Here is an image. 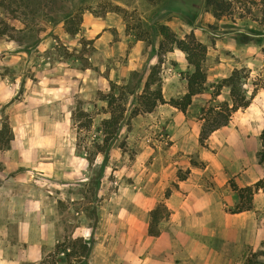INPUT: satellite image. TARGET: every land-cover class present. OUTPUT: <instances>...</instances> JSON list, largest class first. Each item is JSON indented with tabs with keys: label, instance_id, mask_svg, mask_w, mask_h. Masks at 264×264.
<instances>
[{
	"label": "rangeland",
	"instance_id": "1",
	"mask_svg": "<svg viewBox=\"0 0 264 264\" xmlns=\"http://www.w3.org/2000/svg\"><path fill=\"white\" fill-rule=\"evenodd\" d=\"M164 1L37 0L41 13L34 19L30 29H22V23L13 19L15 12L7 13L0 6V30L6 27L5 23L8 24L7 33L0 34V123L6 117L18 136L22 134L24 139L34 141L37 139L35 128L41 122L45 133L41 136V140L45 137L52 144L70 140L86 159L82 175L84 179L78 186L73 187L77 197L74 201L68 200L67 204L64 201H59L58 204L60 221L64 226L62 239L65 236L72 237L73 226L80 216L87 217L88 225L95 221L97 226L101 216L104 215L108 220V213H112L114 208L121 209L120 207L126 205V201H130L125 189L128 188L131 174L135 171V151L126 143L125 136L127 127L131 123L129 115L135 103L129 97L125 104L126 110L121 128L111 146L103 153L99 151L103 144L101 120L103 115L109 116V107L103 96L112 91L111 83L115 81L118 84L129 79L135 82L140 76L142 84L150 66L158 64V58L155 63H149V56H156L160 38L155 29L156 24H167L178 37H183L192 31L195 37L206 45L203 63L207 77L206 88L201 92L203 95L199 101L196 100L192 107L187 108V117L192 121L194 128L198 129L202 122L199 118L202 106L221 104L224 101L231 102L226 87L222 86L218 94H215V91L218 81L234 68H243L248 94L255 88L252 99L257 95V103L264 113V33H261L263 28L260 25L264 8L262 0H230L229 11L219 19L206 11L199 0L195 3L190 1L189 9L185 5L175 4L171 12L165 11ZM193 11L197 12L195 18L191 13ZM67 12L70 15L63 20V15ZM46 13L49 15L45 16ZM87 17L105 19V22L111 25L110 29L116 41L120 40L116 28L123 29L127 35L123 40V46L114 48L110 56L97 52L92 45L93 39L83 35L85 29L83 22ZM185 17L192 20V25L185 20ZM74 28L75 31H69ZM138 39L143 46L132 58L129 55L130 45ZM189 69L168 71L178 80H185ZM159 70L158 76L161 78L160 74H165L161 63ZM82 77L98 79L100 82L98 88L86 91L84 95L76 91L71 92L65 99L58 97L43 102L27 94L30 88L25 83L46 79L51 87L57 89L56 84L62 81L76 86L81 82ZM151 87H155V84ZM25 91L27 93H24ZM245 108L233 112L227 124H230V127L214 135L210 134L205 140L204 147L194 146L190 154L191 159L201 161L199 151L203 150L202 148L214 157H222L223 161L225 158L228 159L226 154L228 156L234 154L236 149L233 147V142H227L224 138H229V132L237 135L243 133L233 126L237 128L238 123L243 126L246 118L241 112ZM9 149H12L10 155L6 153L8 149L0 150V176L4 174L2 170L5 160L8 157H16L18 163H24L19 165L20 174L31 173V178L40 179L42 184L44 179L38 177L39 170L32 168V163L27 158L35 157L36 165L46 162H56L55 164L58 165V161L52 159L59 157L62 152L59 145L56 148H39L33 153L35 155L31 156L29 149L26 148L10 147ZM232 164L235 165L236 162L233 161ZM226 165L229 166L230 162L228 161ZM184 171L181 169V172ZM231 180L233 181L232 178ZM262 180L264 186V179ZM4 188L7 186L2 184L0 177V189ZM168 188L161 189L157 199H162V193L164 194ZM158 202L160 201L158 200L154 205ZM233 207L234 205L225 210H231ZM224 221L229 225L230 230L228 239L220 241L224 256L207 252L204 254V259L179 258L178 264H243L245 255L258 243L254 247L245 244L244 230L238 229L229 218ZM160 227L162 230L163 223ZM102 229L105 235L108 232V223ZM122 232L128 234L127 229L116 228L115 235L118 236ZM135 236L139 238V235L135 234ZM203 242L206 243V240L203 239ZM210 244L209 250L216 251L215 242L212 241ZM53 261L54 264H64L58 260V257L54 259L51 256H46L40 264H53Z\"/></svg>",
	"mask_w": 264,
	"mask_h": 264
},
{
	"label": "crops",
	"instance_id": "2",
	"mask_svg": "<svg viewBox=\"0 0 264 264\" xmlns=\"http://www.w3.org/2000/svg\"><path fill=\"white\" fill-rule=\"evenodd\" d=\"M84 24L83 35L93 39L95 50L107 56L113 53L114 48L122 47L123 40L127 38L123 29L116 28L120 40H114L111 25L103 18L87 17ZM142 46L141 40L133 41L129 55L134 58ZM155 61L157 56L151 57L149 63ZM161 65L165 73L160 74L164 100L184 94L186 81L178 80L169 72L172 69L190 68L184 53L176 48L167 51L163 54ZM25 84L30 89L24 93L43 102L58 97L65 99L76 91L84 95L86 91L97 89L100 82L94 77H82L76 86L62 81L58 83L60 86L56 84L57 89L51 87L46 79ZM201 95L203 93L192 97L191 107ZM256 98L257 95L241 112L246 118L243 126L239 123L237 128L233 126L243 133L237 135L229 132V138H224L227 142H233L236 152L231 156L226 154L228 159L223 161L222 157H214L202 148L199 151V159L203 162L201 166L190 163L193 147H199V128H194L187 117V110L182 112L169 103H158L150 112L134 115L125 136L126 143L135 151V171L125 189L130 201H126L121 209L114 208L112 213H108V220L101 216L94 228L87 224L85 215L80 216L73 226L72 237L93 239L87 264H178L179 258L204 259L207 252L224 256L220 241L229 237V225L224 221L228 218L238 229L244 230L245 244L254 247L264 234V190L260 188L254 192L251 210L232 213L225 208L237 202V196L230 187L231 178L239 187L264 179V165L258 164L255 157L260 146L259 133L264 127V113ZM107 117L106 114L102 116ZM228 127L230 124L214 130L211 135ZM43 130L40 122L34 131L37 138L34 141L24 139L22 134L18 136L13 130L11 148L29 149L31 156L39 148H56L59 145L62 152L52 159L58 161V165L56 162L36 165L35 157L27 158L32 163L31 167L39 170L38 177L44 179L43 184L40 179L31 178V173L20 174L19 165L24 163H18L16 157L5 160L4 174L0 176L2 184L7 186L0 189V264H40L54 250L56 243L64 236L58 211L59 201L66 204L68 200L74 201L77 193L73 187L84 179L82 175L86 159L77 151L75 144L70 140L52 144L45 137L41 140L45 134ZM10 152L12 149L6 150L7 155ZM228 161L229 166L226 165ZM181 169L189 172L179 180L177 170ZM18 183L21 184L14 186ZM165 187H169V195L165 197L162 193V199H157L160 190ZM158 200L166 204L170 214L160 223H163L160 234L151 236L147 233L149 211ZM106 223L108 232L104 235L102 228ZM116 228L127 229L128 234H124V231L116 236ZM212 241L217 252L209 250Z\"/></svg>",
	"mask_w": 264,
	"mask_h": 264
},
{
	"label": "trees",
	"instance_id": "3",
	"mask_svg": "<svg viewBox=\"0 0 264 264\" xmlns=\"http://www.w3.org/2000/svg\"><path fill=\"white\" fill-rule=\"evenodd\" d=\"M37 0H0V6L11 12H15L13 19L21 22L22 29H30L34 19L40 15V6ZM197 2L198 0H165L163 7L166 12H171L177 5H185L186 8H190L189 2ZM202 2V7L209 11L216 19L225 15L231 5L230 0H199ZM264 7V0H262ZM176 4V5H175ZM51 7V6H49ZM51 9V8H50ZM69 12L63 15V20L69 17ZM193 17L197 16V12H191ZM45 16L49 14H44ZM185 20L192 25V20L185 17ZM260 25L263 28L261 33H264V8L260 20ZM5 28L0 30L1 35H5L7 32L8 24L5 23ZM14 29V27H12ZM157 35L160 37L157 44V50L155 55L158 58V64L150 66V70L141 84V77L139 76L135 82L131 79L118 84L111 83L112 91L104 94L103 98L107 101L109 107V116L101 120V132L103 134L102 146L100 150L103 153L106 152L115 136L119 132L123 114L126 110L125 104L129 97L135 103V106L131 110L129 117L142 112H150L158 103H169L170 105L178 108L182 112H186L187 108L192 103V97L198 93H201L206 88L207 77L203 69V63L206 56V45L199 41L194 33L190 31L183 37H178L176 33L164 23L156 24L155 26ZM73 32L74 29H69ZM12 37V36H11ZM140 38V37H137ZM14 39V37H13ZM84 45V44H83ZM174 48L182 51L185 55V59L190 66L189 71L185 75L186 92L179 97H171L169 100H164L161 93V78H159V68L162 62V56L167 51H171ZM152 56H149V59ZM243 68H234L225 77L221 78L216 84L215 94H218L219 89L224 86L229 91V97L231 102L224 101L221 104H208L200 108L201 123L199 125L198 142L200 146H203L208 136L216 129L227 125L231 119L232 113L239 108H245L249 105L255 88H253L248 94L245 75L242 73ZM155 84V87H151ZM129 122H127L128 124ZM14 137L12 127L6 117H4L0 123V150H6L10 148V142ZM260 147L255 153L256 161L258 164L264 165V127L259 133ZM191 165L201 166L202 161L190 160ZM189 171H178L177 177L182 180L186 177ZM173 186H176L173 183ZM231 189L237 196V202L230 210L232 213L251 210L253 208V194L258 189H263V180L260 179L252 185L237 186L233 181L230 182ZM170 193L168 188L164 196L167 197ZM94 211V210H93ZM95 213V212H94ZM170 211L166 204L162 201L158 202L149 211V222L147 233L151 236H158L161 232L160 223L169 217ZM89 226L94 228L96 222L89 223ZM92 237L84 238L83 236L70 237L65 236L62 240L56 243L52 252L47 256L57 258L64 264H87L88 257L92 245ZM63 253L60 255V253ZM44 261V260H43ZM43 261L41 263H43ZM54 264V261H53ZM243 264H264V239H261L253 250H249L245 255Z\"/></svg>",
	"mask_w": 264,
	"mask_h": 264
},
{
	"label": "built area",
	"instance_id": "4",
	"mask_svg": "<svg viewBox=\"0 0 264 264\" xmlns=\"http://www.w3.org/2000/svg\"><path fill=\"white\" fill-rule=\"evenodd\" d=\"M63 253L61 252L60 255H62Z\"/></svg>",
	"mask_w": 264,
	"mask_h": 264
}]
</instances>
